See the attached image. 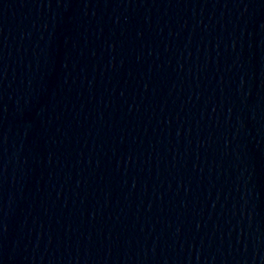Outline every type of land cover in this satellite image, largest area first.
<instances>
[{"label":"water","instance_id":"water-1","mask_svg":"<svg viewBox=\"0 0 264 264\" xmlns=\"http://www.w3.org/2000/svg\"><path fill=\"white\" fill-rule=\"evenodd\" d=\"M0 264H264V0H0Z\"/></svg>","mask_w":264,"mask_h":264}]
</instances>
